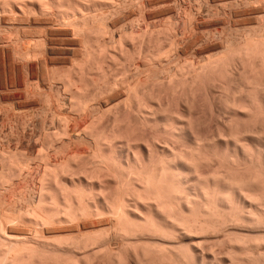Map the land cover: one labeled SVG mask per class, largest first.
Segmentation results:
<instances>
[{"label": "bare ground", "instance_id": "6f19581e", "mask_svg": "<svg viewBox=\"0 0 264 264\" xmlns=\"http://www.w3.org/2000/svg\"><path fill=\"white\" fill-rule=\"evenodd\" d=\"M170 3L0 0V264H264V32L198 58Z\"/></svg>", "mask_w": 264, "mask_h": 264}, {"label": "rangeland", "instance_id": "374dc122", "mask_svg": "<svg viewBox=\"0 0 264 264\" xmlns=\"http://www.w3.org/2000/svg\"><path fill=\"white\" fill-rule=\"evenodd\" d=\"M174 1L175 0H170V2H172V3H170V4H172V6H175L176 4H179L178 6L179 7H177L176 6V8L179 10L178 11V15L176 16L177 17V19H178V21H179V23H180V26H179V29H178V32H179V38H180V36L181 35H183L182 37H181V39L184 37V38H188V35H190V33H191V35H190V37L192 36L193 37V32H196V31H192L193 29H194V27H193V29L192 30H190L189 28H191L193 25H195L196 23H197V21H198V23L200 22V23H206L207 25L205 26V24H204V26H203V24H202V26L200 27V31H199V33L201 34L200 36H199V39L198 40H202L203 39V41H200V42H202V43H200L201 45H199V44H197V47L198 48H200V46H201V48L200 49H198L197 47L195 48V51H193V52H196V56L198 57V58H200L201 56L202 57H207V55H208V57H209V55H210V57L211 56H217V55H223V54H226L227 52H225V51H228V52H231V50H236L235 48H237V46L238 47H241V38H246L245 36H247L249 33H251L252 32V34L251 35H253L254 33V31H256L259 27V29H261V33L260 34H262V31L264 32V30H262V28L261 27H264V0H176L177 2L173 5V3H174ZM179 2V3H178ZM181 2H182V4H181ZM240 2V3H239ZM204 3V4H203ZM248 3V4H247ZM181 4V5H180ZM185 4V5H184ZM209 4V5H208ZM211 4V5H210ZM183 5H184V9L182 8L183 7ZM190 5V6H189ZM231 5H232V8H230L231 7ZM240 5V6H239ZM182 6V7H181ZM208 6H210L211 8H209ZM186 7V8H185ZM190 7H192L191 9V11H190ZM202 7V8H201ZM209 9H208V8ZM188 8H189V10H188ZM199 8V9H198ZM205 8V9H204ZM182 9V10H181ZM197 9H198V11H197ZM203 9V10H202ZM207 9L208 10H211V11H209L210 12V14H208V12H206L207 11ZM204 10H206L205 11V13H207V14H205V13H203L204 12ZM215 10H217V11H215ZM190 11V12H189ZM201 11H203V12H201ZM226 11V12H225ZM180 12H181V14H180ZM183 12V13H182ZM187 12H189V13H191V12H193L194 13V15H196L195 17V19H191L192 21L193 20H195V24H193L192 23V25L190 24V20L188 19V18H190V17H188L189 16V14H188V16L186 17L185 15H187ZM197 12V13H196ZM215 12H217V13H215ZM186 13V14H185ZM198 13H200V14H198ZM203 13V14H202ZM219 13V14H218ZM182 14H183V16H182ZM205 14V15H204ZM193 16V14L191 13L190 14V16ZM209 17H208V16ZM192 16H191V18H192ZM201 16V17H200ZM205 16V17H204ZM214 16V17H213ZM216 16V17H215ZM230 16V17H229ZM181 17H182V23H181ZM212 18V19H211ZM186 19H187V22H186ZM215 20V21H214ZM183 21H184V23H185V25H184V23H183ZM191 21V22H192ZM204 21V22H203ZM186 23L188 24V25H186ZM199 23V24H200ZM177 24H178V22L176 23V26H177ZM184 25V26H187V28H186V32L185 33H187L188 35H186V34H183L184 33V30H183V27L184 26H182V28H181V25ZM189 25H191V27H189ZM178 28V27H177ZM184 28V29H185ZM257 28V29H256ZM181 29H182V32H181ZM256 29V30H255ZM205 30V31H204ZM188 31V32H187ZM192 31V32H191ZM250 31V32H249ZM258 31V34H259V30H257ZM182 34H181V33ZM206 33V34H205ZM194 34H196V33H194ZM258 35V36H261V35ZM185 35V36H184ZM263 35H264V33H263ZM187 36V37H186ZM254 36V35H253ZM255 36H257V33L255 32ZM257 36V37H258ZM189 37V38H190ZM191 37V38H192ZM213 38V39H212ZM185 39V40H186ZM234 39V40H233ZM238 39V40H237ZM240 39V40H239ZM184 40V39H183ZM187 40H189V39H187ZM186 40V41H187ZM205 40V41H204ZM229 40H230V42L231 43H233V45L229 42ZM234 42H233V41ZM181 41V45H182V47H183V49L184 48H186V47H184V46H187V42H185V41H182V40H180ZM226 42V44H225V42ZM227 41H228V43H230V44H228L227 43ZM236 41V42H235ZM240 43H239V42ZM182 42H183V44H185V45H183L182 44ZM221 42L222 43H224V45H225V47H222V46H224V45H222L221 44ZM237 42H238V44L240 45H238L237 44ZM235 43L237 44V45H235ZM212 44V45H211ZM217 44V45H216ZM221 44V45H220ZM199 45V46H198ZM208 45V46H207ZM214 45V46H213ZM226 45H229V47L228 46H226ZM231 45V46H230ZM206 46H207V48H206ZM210 46V47H209ZM234 46H236V47H234ZM219 47V48H218ZM227 47V48H226ZM204 48V49H203ZM231 48H233V49H231ZM202 49V50H201ZM228 49V50H227ZM231 49V50H230ZM193 50V49H192ZM192 50H190L188 53H187V55H186V57H189V58H191V56L193 55H190L189 53H192ZM201 52H200V51ZM198 51H199V53H198ZM204 51V52H203ZM204 54H203V53ZM225 52V53H224ZM202 53V54H201ZM221 53V54H220ZM198 54H200V55H198ZM189 55V56H188ZM200 56V57H199ZM20 76H22V75H20ZM20 78V77H19ZM21 79V80H20ZM19 80L20 81H23L22 80V77L20 78ZM4 80H5V77H4ZM217 83H219V82H217ZM216 83V85H218ZM5 91V92H4ZM8 93H7V92ZM17 91H15V90H13V95L14 96H16V95H19V94H17L16 93ZM10 93V91L9 90H3V89H1L0 88V108H1V106H2V108L0 109L1 111H0V127L1 126H3V127H1V128H6V126L8 127L7 129H0V131H1V133H0V135H1V139L3 140V138H4V141L3 142H5L4 144H3V142H2V140L0 141V150L1 149H3V147H5L3 150H7L8 149V147H9V145H10V149H8L7 151H9V150H11V151H13V150H15L14 148H17V146L16 145H18V141L17 140H19L20 138H21V136L20 135H18L17 133L18 132H20L19 130H21L22 132V134H23V130L22 129H24V127H22V117H20V115H21V111L18 109L19 108V106H18V104H17V102L16 101H14V103H10V102H8L6 99V96H10L11 94H9ZM1 99H2V101L3 102H1ZM8 103V105H7V103ZM3 104V105H2ZM9 104H10V107L13 105V107L15 106L16 107V110L15 111H13V108H12V111L10 110L11 108L9 107ZM207 105V104H206ZM4 106H6V107H8V109L6 110V112H3V110L5 111V109H6V107H4ZM15 107H14V109H15ZM18 107V108H17ZM205 108H207V106H205ZM3 109V110H2ZM17 109H18V111H17ZM9 110V111H8ZM207 110V111H206ZM19 112L18 114H17V112ZM204 111H206V112H204V115H202V116H205L204 117V120L206 119V121H207V123L209 122L210 124H208L207 126H206V128H204V132H205V134L207 135V136H209L210 135V137L212 136H214V134H216V130H217V127H218V124H217V120H218V117H217V114H216V110H214V112H213V114H215V116L213 115V119L214 120H212L211 122H210V120H211V109L209 110V107H208V109H205ZM8 112L11 114V117L10 118H8L9 120H11V121H14V122H10L9 120V122L7 121V118L5 117V116H7V114H8ZM16 112V113H15ZM208 112V113H207ZM5 113H6V115H5ZM16 115H18L20 118H19V121H20V119H21V126L19 125V122H18V116H16L17 117V119H15L16 117L14 116V114ZM4 114V115H3ZM20 114V115H19ZM203 114V113H202ZM13 115V116H12ZM206 115H208V116H206ZM8 116H10V115H8ZM7 116V117H8ZM209 117V118H208ZM5 118V119H4ZM12 118V119H11ZM14 118V119H13ZM5 120V122L7 121L8 122V124H6L5 125V122L3 123V121ZM17 120V121H16ZM15 121L18 123V125L17 126H15ZM6 122V123H7ZM12 124V126L13 127H11V130H10V132H9V129H10V124ZM14 123V124H13ZM16 123V124H17ZM206 123V124H207ZM5 125V127H4V125ZM27 125H29L30 126V124H29V122L27 123ZM29 126L28 127H26V129L28 128V134L30 133V131H32V130H29V129H31L32 128V126L29 128ZM21 127H22V129H21ZM14 128V129H13ZM19 128V129H18ZM17 129H18V131H17ZM12 130H13V132H12ZM208 130H209V132H208ZM7 131V132H6ZM211 131V132H210ZM17 132V133H16ZM2 133H4V134H6L7 136L5 137V135L4 134H2ZM8 133H9V135L10 136H8ZM20 133V134H21ZM210 133V134H209ZM212 133V134H211ZM12 134H14V137L12 136ZM17 135V136H16ZM4 136V137H3ZM19 136H20V138H19ZM7 137H9V139L7 138ZM15 138V139H14ZM16 138H17V140H16ZM8 139V140H7ZM11 139H13V140H11ZM6 140V141H5ZM10 140V141H9ZM15 140V141H14ZM8 141V142H7ZM11 141L14 143H12L11 144ZM1 143H2V145H3V147L1 146ZM7 143H9V144H7ZM15 143H17L16 145H15ZM7 146V147H6ZM12 147V148H11ZM14 147V148H13ZM18 147H19V145H18ZM7 148V149H6ZM14 152V151H13ZM8 155V154H7ZM34 168V167H33ZM32 173V175H33V172H31ZM31 173H30V176H32L31 175ZM29 177V176H28ZM29 179H30V181H31V178L29 177Z\"/></svg>", "mask_w": 264, "mask_h": 264}]
</instances>
